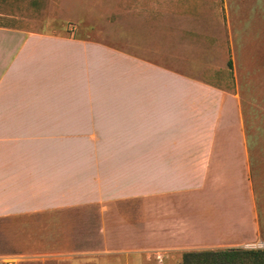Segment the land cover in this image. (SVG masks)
I'll return each mask as SVG.
<instances>
[{
	"label": "crops",
	"instance_id": "1",
	"mask_svg": "<svg viewBox=\"0 0 264 264\" xmlns=\"http://www.w3.org/2000/svg\"><path fill=\"white\" fill-rule=\"evenodd\" d=\"M154 4L156 61L71 24L0 25V264H183L261 242V105L245 107L236 72L233 87L204 75L213 19Z\"/></svg>",
	"mask_w": 264,
	"mask_h": 264
},
{
	"label": "rangeland",
	"instance_id": "2",
	"mask_svg": "<svg viewBox=\"0 0 264 264\" xmlns=\"http://www.w3.org/2000/svg\"><path fill=\"white\" fill-rule=\"evenodd\" d=\"M155 1L0 0V25L15 26L25 31L68 32L71 24L77 26L78 32L90 39L118 45L143 61H156V51H150L148 46L145 51V17L157 16ZM178 1L182 7H188L180 8L181 11L187 10L183 15L195 9L200 12L198 17L213 19L204 23L206 26L203 27L213 29L212 33L215 34L214 41L207 40V43L218 47L215 50V62L218 66L212 73L204 75H208L213 81L224 82L228 87H233V73L236 72L245 107L248 109L251 105L249 101L252 100L261 105L262 119L256 122V126L263 130L262 136L257 138V148L261 151L251 154V178L257 193L262 240L242 247L264 248V0ZM216 19L221 23H217ZM228 21L230 38V35L225 33L228 30ZM195 24L197 23H194L193 27ZM250 44L252 45L249 48ZM230 45L235 49V64L231 58ZM6 243L0 240V245H8Z\"/></svg>",
	"mask_w": 264,
	"mask_h": 264
},
{
	"label": "trees",
	"instance_id": "3",
	"mask_svg": "<svg viewBox=\"0 0 264 264\" xmlns=\"http://www.w3.org/2000/svg\"><path fill=\"white\" fill-rule=\"evenodd\" d=\"M183 264H264V248L231 247L184 252Z\"/></svg>",
	"mask_w": 264,
	"mask_h": 264
},
{
	"label": "built area",
	"instance_id": "4",
	"mask_svg": "<svg viewBox=\"0 0 264 264\" xmlns=\"http://www.w3.org/2000/svg\"><path fill=\"white\" fill-rule=\"evenodd\" d=\"M70 29L73 30L74 29V26L71 25V28Z\"/></svg>",
	"mask_w": 264,
	"mask_h": 264
}]
</instances>
